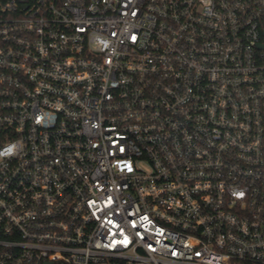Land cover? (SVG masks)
Returning <instances> with one entry per match:
<instances>
[{
  "label": "built area",
  "instance_id": "built-area-1",
  "mask_svg": "<svg viewBox=\"0 0 264 264\" xmlns=\"http://www.w3.org/2000/svg\"><path fill=\"white\" fill-rule=\"evenodd\" d=\"M264 264V0H0V264Z\"/></svg>",
  "mask_w": 264,
  "mask_h": 264
},
{
  "label": "trees",
  "instance_id": "trees-1",
  "mask_svg": "<svg viewBox=\"0 0 264 264\" xmlns=\"http://www.w3.org/2000/svg\"><path fill=\"white\" fill-rule=\"evenodd\" d=\"M236 264H263L260 262H254V261H238Z\"/></svg>",
  "mask_w": 264,
  "mask_h": 264
}]
</instances>
